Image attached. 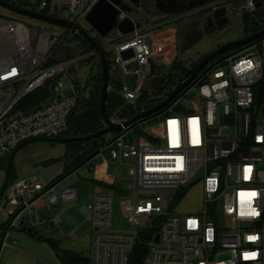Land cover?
Wrapping results in <instances>:
<instances>
[{"label": "built area", "instance_id": "built-area-1", "mask_svg": "<svg viewBox=\"0 0 264 264\" xmlns=\"http://www.w3.org/2000/svg\"><path fill=\"white\" fill-rule=\"evenodd\" d=\"M5 1L81 27L79 23L100 0ZM260 1L198 0L197 12L212 13L223 7L230 21L231 16L240 20L244 32L242 18L256 19V13L264 10V4L256 7ZM125 16L121 13L118 21ZM139 16L133 33L124 36L114 29L102 39L112 64L125 73L129 64L128 73L139 77L135 88L122 86L126 104H135L143 88H148L143 82L150 83L146 78L150 59L156 62L158 76L159 68L168 69L174 59L167 50L171 39H159L152 28L154 18L142 12ZM55 28L33 29L0 16V162L29 142L63 138L68 130L78 100L69 71L95 55L81 53L79 41L71 40L74 34ZM259 31L244 32L238 40ZM129 49L134 56L123 62L120 53ZM40 89L48 93L44 102L20 105ZM189 91L193 97L186 100ZM109 119L115 124L127 121L117 116ZM132 130L137 132L135 138L130 137ZM101 160L128 168V178H119L113 185L122 186L117 187V193L124 192L121 210L134 229L113 228L116 193L111 185L104 188L108 183L99 184L91 204L84 208L92 232L86 261L78 264H130L134 251L141 249L140 264H264V36L217 55L161 111L131 130L105 136L85 166L93 172ZM198 184L202 185L201 208L191 213L174 211L186 190ZM55 186L25 179L8 186L1 204L19 205L10 228L19 214L26 213L29 224L23 227L44 235L47 222L37 217L36 200L45 196L53 209L58 203L64 208L78 197L74 186L59 193ZM57 222L58 218L53 221ZM155 228L157 233L152 234ZM38 264L50 263L40 260Z\"/></svg>", "mask_w": 264, "mask_h": 264}, {"label": "rangeland", "instance_id": "rangeland-1", "mask_svg": "<svg viewBox=\"0 0 264 264\" xmlns=\"http://www.w3.org/2000/svg\"><path fill=\"white\" fill-rule=\"evenodd\" d=\"M10 2H14V0H8ZM0 16L6 18V19H14L21 21L28 25L30 28L36 29L40 28L47 31H54L57 28L55 26L44 24L43 22H40L38 20L22 17L19 15H15L13 13L7 12L4 9L0 8ZM230 25L223 29V30H217L214 21L211 17V12L206 11L202 17H199L198 20L195 21V23H198V29L195 27V23H177L178 26V32L176 37V46H177V54L176 59L178 62L182 63V65L188 69L190 68L191 64H195L198 61L202 60L207 54L212 52L215 48L218 46L236 41L242 37L244 34L243 30L240 27V20L237 19L235 16H231ZM79 25L85 29L89 34L92 36H97L91 28L87 25L85 21H81ZM196 31V32H195ZM199 31V32H197ZM72 40V39H71ZM109 60H111V56L109 55ZM80 65H83L80 64ZM87 65H92L93 63H88ZM112 67L110 69V75H113L114 70L118 69V66L111 64ZM94 69V68H93ZM96 68L94 69L95 72ZM88 72V70H87ZM173 77L176 81L181 75V72L179 71H173L172 72ZM151 83L148 81L143 82V87L148 86V88H143V92L146 91L149 95L152 96V98H155L157 94L152 92V90L149 88ZM22 87V84L17 86V90H19ZM42 90V89H40ZM70 92L67 91L65 95H69ZM159 97V96H158ZM193 97V93L189 91L184 99L190 100ZM152 123H149L145 125L144 127L151 126ZM130 137L135 138L137 136V132L132 130L130 133ZM60 144L51 145L48 141H42V140H36L29 142L25 144L23 147H21L17 153L14 156L13 159V175L16 178V182H18L21 179H25L31 182L35 181H43L46 183H50L58 178V166L55 163L56 159H47V156L49 155H55L56 150L59 149ZM63 150L65 151V146L63 145ZM106 158V156H103ZM99 164V161L97 162ZM96 163V164H97ZM55 165V166H53ZM104 164L99 165L95 170H100L103 168ZM5 171L6 166L0 165V190L4 183L5 178ZM85 171L86 175L88 177L92 176L93 172L89 171V168L87 166H83L80 168L76 173L72 174L70 177L66 178L62 182L58 183L55 186V192L59 193L62 191L65 187L68 185L75 184L80 191L81 198L77 201L75 208H67V210L60 216V223L55 226V233L51 232V238L55 242H63L68 243L67 235L70 231H73L75 228V225L72 226L68 223L69 218H73L74 222L76 223V226L81 225L82 223L86 222L87 230L83 231L82 233L77 231L79 243L77 245V250L83 254V256L87 255L88 252V244H89V238L92 232L91 224L89 221H86L84 214L81 212L80 207H88V205L91 204L92 198L91 193L94 189L93 183H87V190H85L83 187V183L80 182V172ZM115 172L118 176L117 179H127L128 178V168L124 166H111V172ZM105 172V170H104ZM108 173V172H106ZM54 178V179H53ZM107 181L108 185H111L114 189V192L116 193L114 202H113V228L120 229V230H132L134 229V226L127 221L126 216L122 213L121 206H120V200L122 197L121 193H117V187L116 185H113V180L110 179L109 176L104 177ZM15 182V183H16ZM14 184V183H13ZM11 184L10 187L13 185ZM120 189H122V186H119ZM187 194L182 200V202L179 203L176 207H172L174 211L177 213H191L196 212L201 208L202 205V185L198 184L191 188V190H186ZM51 195V194H50ZM67 206V205H66ZM36 211L38 214V217L41 220L44 219H50L54 215H57L60 213L61 210V204H57L53 209H49L47 206V200L45 196H42L38 198L35 202ZM66 208V207H65ZM19 209L18 204H14L11 202H8L5 205H2L0 202V226H4L8 219L10 218L9 214ZM29 223L27 221V215L26 213H21L17 216V218L14 221V230H18L19 228L23 226H27ZM222 225V223H221ZM60 231L61 234L56 233V231ZM3 231V229H0V233ZM18 234L16 231L11 230L8 234V242L11 243L12 235ZM87 238V241H86ZM40 243H45L43 240L40 241ZM46 244V243H45ZM48 245V244H47ZM55 252V251H53ZM41 260L48 262L50 264H58V259H54L52 262L41 258Z\"/></svg>", "mask_w": 264, "mask_h": 264}, {"label": "trees", "instance_id": "trees-1", "mask_svg": "<svg viewBox=\"0 0 264 264\" xmlns=\"http://www.w3.org/2000/svg\"><path fill=\"white\" fill-rule=\"evenodd\" d=\"M152 0H143V8H147V5H152ZM20 6V4H18ZM244 32L251 33L256 32L264 28V10L256 13V19L253 17L249 18L244 16L242 18ZM94 40L102 45L103 41L98 36L93 37ZM79 41V50L81 53L88 54L92 49L79 37L73 36L72 41ZM106 58L109 64V74L112 67V62L109 60V54H106ZM83 65L88 63H93L88 72L79 74L78 68L72 67L69 71V77L71 78L73 84L78 93V100L73 108L69 118H68V130L63 135V138L71 137H81L87 136L98 132L103 128V123L100 118V92L103 83L102 74L99 66V61L96 56H90L84 60ZM80 63V64H82ZM79 64V67H80ZM194 65L191 64L190 68ZM96 68L95 72L94 69ZM190 68L186 69L182 63L175 60L171 66L167 68H159L160 82L163 85V89H153L152 92L157 94L155 98H152L146 91L142 92V97L135 104H126L121 95L122 81H121V71L120 69H115L114 74L110 75V90L108 91L107 101H106V114L109 118L117 116L119 119L130 120L131 118L137 116L140 112L147 110L155 105V103L162 100L164 97L169 95L171 91L180 83V81L186 76ZM179 71L181 75L178 79H174L172 72ZM159 96V97H158ZM48 97L46 90H36L30 95L26 96L20 101V105L24 107L33 106L40 104L45 101ZM48 141V140H42ZM105 142V136L98 139L74 142L69 144H64L65 151L62 157L55 161V163H60L63 167V172L58 176L57 179L50 182V186L57 185L66 178L70 177L72 174L76 173L80 168L85 166L91 156L97 153L100 147ZM51 145H56V143L49 142ZM17 153V152H16ZM0 165H7V159L0 162ZM13 162L11 164L8 186L16 182V178L13 175L14 168ZM120 186V184L116 185ZM19 213L16 210L13 215L10 216L8 222L4 226H0L3 231L1 232V238L5 237L6 232L10 229L11 218ZM157 233V228H155L152 234ZM29 236L35 238L38 241H42V238L29 234ZM57 255V254H56ZM58 257L61 264H78L85 263L86 258L80 254L73 251L60 250L58 251ZM142 258V249L139 252L136 250L132 254L130 264H140Z\"/></svg>", "mask_w": 264, "mask_h": 264}, {"label": "water", "instance_id": "water-1", "mask_svg": "<svg viewBox=\"0 0 264 264\" xmlns=\"http://www.w3.org/2000/svg\"><path fill=\"white\" fill-rule=\"evenodd\" d=\"M143 0H100L98 1L91 11L86 15L85 21L91 28V30L101 39L106 38L111 31L117 29L122 35H129L134 32L135 24L134 20L131 15L135 16L137 14H141V4ZM173 11H176L177 8L174 3L171 1L168 3ZM264 4V0H261L256 7L259 8ZM0 8L6 10L7 12L13 13L15 15H19L22 17L38 20L40 22H44L56 27L63 28L65 30L70 31L75 36L81 38L93 51V55L97 56L99 61V66L102 74L103 83L101 86L100 92V118L103 123V128L96 133L81 136V137H71V138H55L48 140V142L56 143V144H69L74 142H83L93 139H98L102 136H108L111 134L119 133L121 131L131 130L134 128L138 123H141L148 119L150 116L154 115L155 113L161 111L168 103H170L174 98L181 95L185 88L191 83L194 78L198 75V73L217 55L224 53L225 51L231 50L233 48L239 47L243 44L251 42L252 40L264 36V30H261L245 39L236 40L215 48L212 52L207 54L202 60L195 63L192 68L187 72L184 79L171 91V93L159 104L140 112L137 116L131 118L127 121H122L120 123H112L109 117L106 114V101L109 91V83H110V74H109V64L106 58V51L102 45H99L94 38L84 29L75 25L71 21L60 19V18H53L43 16L22 8H19L15 5L8 3L5 0H0ZM123 13L126 16L121 20L118 21L119 15ZM211 17L214 21V25L217 30H223L229 26L230 19L227 14L225 8H219L211 13ZM134 53L132 49L123 51L120 53L121 60L128 61L132 59ZM150 72L147 75V79L150 80L151 87L153 89H163V85L160 82V78L157 75V67L156 62L153 59L149 60ZM124 69L127 73L121 72L123 82L128 89H133L139 84V77L136 75H132L129 72L131 69L129 64L124 66ZM134 82V83H133ZM16 151L12 152L7 159L6 171H5V178L3 186L0 190V199L2 198L4 192L8 187V178L10 173L11 164L13 162L14 156ZM97 153H94L91 158L96 156ZM109 185H104L105 189L110 188ZM22 233H29L36 235L48 244L57 254L59 247L57 243L51 237H44L42 233L37 231L31 227H21L18 229ZM2 241L0 243V250L2 247ZM155 242L158 241V235L155 236Z\"/></svg>", "mask_w": 264, "mask_h": 264}, {"label": "crops", "instance_id": "crops-1", "mask_svg": "<svg viewBox=\"0 0 264 264\" xmlns=\"http://www.w3.org/2000/svg\"><path fill=\"white\" fill-rule=\"evenodd\" d=\"M171 1L176 6L177 8L176 11H173L170 5L168 4ZM151 3L152 5H147V8H143V6L141 5L142 15L144 17L150 16L154 18V24L152 25V28H155L156 36L159 39L161 40L171 39V43L167 45V50H169L170 52V57H172V59L174 57L173 60L171 59L172 60L171 63H173L175 60H177L176 59V54H177V46H176L177 35L176 34L178 32L177 23H181L182 21L185 23L186 22L195 23V21L198 20L199 17L203 16L206 10L203 12H197V9L200 6L198 5V0H152ZM131 17L135 21H139L138 19H141V16H139V14L135 16L131 15ZM197 25L198 23H195V27L198 29ZM79 64L80 63L75 64V67L78 68L79 74H82V75L86 73L87 70H89L91 67V65H80L79 67ZM121 81H122V85L125 86L123 82L122 74H121ZM109 90H110V87H109ZM63 154H64L63 145L60 144L59 149L56 150V154L47 156V159H56V158L62 157ZM102 164H104L103 168H101L100 170H94L92 176L90 177L86 175L85 171L83 172L81 171L80 175H78L80 176V180H81L80 182H85L83 183V186H84L83 188L85 190H87L88 188L87 187L88 182L93 183L92 185L94 189L91 193V198L94 192L96 191V189H98L99 184L101 183L107 184L106 183L107 181L105 180L104 177L109 176L110 179H112L113 181L119 180L116 177L118 175L114 171L111 172V165L107 164L105 160L99 161V164L98 163L96 164V168ZM57 166L59 167L57 176H59L63 172V167L60 163L57 164ZM70 185L74 186L77 189L78 197L74 202H70L69 204H67V206L65 205L66 208L65 207L63 208L61 206L60 213L57 215H54L50 219L41 220L37 214V217L39 218V220L43 222H47V225L44 230V236L46 237H51V234H52L51 232L55 233L54 231L55 226H57L60 223V216L67 210V208H75L77 201L81 198L82 194L78 190L77 186L72 183ZM84 208L86 207L82 206L80 207V210L85 216L86 212ZM57 218H58V222L57 224H54L53 221ZM85 219H86V216H85ZM67 221L70 225L72 226L75 225V228L73 229V231H70L69 234L66 236L68 239L67 240L68 243H63V242H56V243L60 250L73 251L76 253H80L76 248L79 243L77 231L82 233L83 231L87 230L86 222L82 223L79 226H76V223L74 222L73 218H69ZM11 230L16 231L18 234H13L12 239H11L12 241L11 243H9L8 234ZM56 233L61 234L59 230L56 231ZM2 239H4V241L2 243V247L0 250V264H38L41 258H44L48 260L49 262L50 261L52 262L54 259H56V257L58 259V264L61 263L59 257L56 255L55 252H53L54 250L49 245L45 243H40V241L29 236L28 233H22L16 229L14 230V224L12 228H10L6 232L4 238H1V233H0V243ZM86 241H87V238H86Z\"/></svg>", "mask_w": 264, "mask_h": 264}]
</instances>
